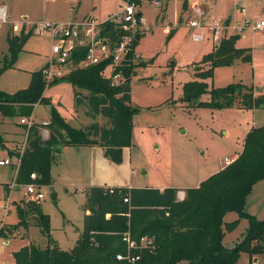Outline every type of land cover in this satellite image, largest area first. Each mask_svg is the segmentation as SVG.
Returning <instances> with one entry per match:
<instances>
[{
	"label": "rangeland",
	"instance_id": "obj_1",
	"mask_svg": "<svg viewBox=\"0 0 264 264\" xmlns=\"http://www.w3.org/2000/svg\"><path fill=\"white\" fill-rule=\"evenodd\" d=\"M124 3V0H0V4L7 5L10 15L9 22L0 28V67L10 58L6 35L11 26L18 34L42 21L94 19L105 22L121 10ZM199 8L205 13L206 25L214 20L225 21L232 26V34H237L233 26L243 25L237 45L251 49L252 53L250 62L237 60L233 65L215 68L214 78L206 79L209 86L243 82L264 94V29H254L256 22L264 20V0H163L160 6L155 1L137 5L142 13V26L138 27L142 38L136 43V52L141 57H136L135 61L144 60L145 64L136 67L132 78L131 103L139 106L133 144L112 151L101 145H68L55 155L50 184L44 183L46 196L40 206L50 215L52 236L62 249H71L81 234L87 214L86 193L91 185L180 187L182 190L199 186L218 172L227 159L242 151L244 139L253 127L264 125L262 106L213 109L197 106L192 97L189 101L183 99L184 84L201 80L195 77L196 70L205 68L199 62L218 45L212 40L209 28L190 26L189 21L197 17ZM25 16L29 18L25 20ZM172 30L174 33L168 39ZM195 33L205 34L206 39L196 40ZM52 46L49 33L32 35L19 54L13 67L16 69L0 75V89L14 92L26 88L31 72L41 69L52 56ZM72 68L70 64L68 70ZM111 69H107L106 75L111 74ZM46 82L45 95L53 97L54 105L72 126L87 127L94 122L109 125L108 119L101 115L95 118L86 115L88 91L79 89L83 102L78 105L74 87L66 78ZM209 99V94L200 95L202 101ZM50 115V107L38 103L33 118L36 123H44ZM11 122L12 130L8 127ZM40 129L43 138H48L44 131L49 135L50 129ZM0 134L5 140V147L0 143V159L9 157L15 161L16 156L11 152L16 151L28 135L20 117H7L0 112ZM15 178V167L0 165V222L3 224L18 223L19 209L26 208L28 202L18 185L15 184L10 193L7 191V186L16 183ZM6 203L9 208L4 222ZM246 210L264 219V185L250 194ZM237 218H240L238 213L231 211L225 221ZM27 221L28 227H20L14 233L7 231L0 264H12L14 253L29 243L47 246L48 239L35 224L34 217H28ZM248 227L249 220L241 217L238 225L226 233L224 245L236 248L245 240ZM251 245H259L261 251H241L239 263L264 264V236L253 240Z\"/></svg>",
	"mask_w": 264,
	"mask_h": 264
},
{
	"label": "trees",
	"instance_id": "obj_2",
	"mask_svg": "<svg viewBox=\"0 0 264 264\" xmlns=\"http://www.w3.org/2000/svg\"><path fill=\"white\" fill-rule=\"evenodd\" d=\"M136 5L145 1L129 0ZM163 1V0H162ZM168 1V0H167ZM138 16L141 18L142 13ZM103 34L119 41L128 34L122 28H115L111 20L103 24ZM140 25H142L140 23ZM139 32V31H138ZM169 34L168 39L173 35ZM32 33H14L10 28L7 41L10 58L0 67V75L12 68L24 50ZM239 34L224 38L213 50L205 54L200 64L205 68L196 70L195 79L183 87V99L194 98L196 105L222 109L238 106L247 109L264 107V94L243 82L226 86H209L206 79L214 78V70L221 66L233 65L237 60L250 62L251 49L237 46ZM133 50L129 52L117 71H122L120 84H112V78L104 75L110 60L88 66H78L86 57L87 49L74 50L72 61L75 65L64 78L74 87L77 104L83 100L80 90L88 91L86 115L95 118L99 115L108 119L109 125L101 126L94 122L90 126L77 128L65 117L46 96L47 82L44 67L31 72V80L26 88L14 93L0 90V112L7 117H31L38 103L50 107L48 125L34 123L32 126L21 123L28 131L27 146L16 180L19 183L30 181V174L37 172L43 183L50 184L51 165L55 155L64 146L101 145L112 151L133 144L135 115L139 106L131 103L132 78L136 67L143 66L144 60L135 61ZM154 60V59H152ZM209 94L207 101H198L200 95ZM190 96V97H189ZM41 127L50 129L49 137L44 139ZM0 143L5 140L0 134ZM17 155L16 151L11 152ZM264 180V125L253 127L244 139L243 149L232 163L200 183L199 186L186 188L183 200L177 197L181 188L166 187L163 190L153 187L128 186H91L86 193L84 226L75 245L62 249L51 233V218L43 212L40 203L27 202L26 208L19 209V222L4 224L0 234L14 233L20 227H28V217H34L35 224L47 237L46 247L27 244L14 253L12 264H240L241 251L259 252V245L252 246L253 240L264 236V219L260 220L246 210L248 196L255 185ZM235 211L239 217L249 220L245 240L230 249L223 243L228 231H232L240 218L225 221L228 212ZM129 232L133 240L140 241L143 236L154 237L153 247L143 248L141 258L130 262L118 255L128 253L124 235ZM135 251V250H134Z\"/></svg>",
	"mask_w": 264,
	"mask_h": 264
},
{
	"label": "built area",
	"instance_id": "obj_3",
	"mask_svg": "<svg viewBox=\"0 0 264 264\" xmlns=\"http://www.w3.org/2000/svg\"><path fill=\"white\" fill-rule=\"evenodd\" d=\"M124 6L112 17L108 18L111 20L115 28H122L128 31V34L121 36L119 41L113 40L110 35L103 34V22H97L94 19H83L80 22H49L42 21L35 24L30 29L24 28L22 30L25 33H32V35H42L43 33H49L53 40L52 46V56L49 58L48 62L44 65V77L46 81H52L58 78H63L66 74L70 72L68 67L72 64V56L74 50L79 47H84L87 49L86 57L80 61L78 66H88L100 63L102 61L110 60L108 66L104 71V75L108 78H112V84H120L123 79L122 71H117V68L123 64L126 56L130 51L133 50V40L138 34V27L142 26V17L138 16L137 5L129 0H124ZM158 6L162 4V0L155 1ZM245 12V10H244ZM204 11L202 9H197V17L190 20V26L192 27H207L211 31L212 40L215 44H219L224 38L230 37L232 34L231 25L225 23V21L214 20L210 25H206L204 22ZM203 16V17H202ZM202 17V18H201ZM10 15L8 12L7 5L0 4V28L2 24L8 23ZM27 20V19H25ZM107 20H105L106 22ZM249 24V22H247ZM142 24V23H141ZM14 33L19 32L15 27H10ZM236 33H240L244 30L243 25L233 26ZM255 30L264 29V20L256 22L254 25ZM21 30V31H22ZM20 31V32H21ZM194 38L196 40L202 41L206 39L205 34L195 33ZM135 58L139 56L134 48ZM140 57V56H139ZM112 68V72L107 74V69ZM20 122L27 124L29 127L35 122L33 118L21 117ZM50 122L46 121L42 124L48 125ZM44 136L48 137V131H44ZM27 137L22 144H19L16 148L17 155L15 161L12 158L0 159V165H12L16 169V174L21 164L23 152L27 146ZM232 159L226 160V165L232 163ZM16 179V178H15ZM18 185L23 191L24 195L28 199V202L40 203L45 198V184L41 182L39 174L37 172H32L30 174V181L26 183H12L10 188L14 185ZM186 196L184 190H179L177 197L183 200ZM6 209H8V203H6ZM4 226L3 223L0 224V229ZM7 233V232H6ZM0 234V252L3 249V239H6L7 234ZM124 241L127 243L128 253L123 255L122 253L118 255L119 259L127 258L130 262L134 263L141 258V250L143 248L153 247L155 239L150 236L141 237L140 241L133 240L130 233L127 232L124 235ZM9 241H6L8 243ZM135 250V251H134Z\"/></svg>",
	"mask_w": 264,
	"mask_h": 264
},
{
	"label": "crops",
	"instance_id": "obj_4",
	"mask_svg": "<svg viewBox=\"0 0 264 264\" xmlns=\"http://www.w3.org/2000/svg\"><path fill=\"white\" fill-rule=\"evenodd\" d=\"M185 3H186V2H185ZM7 8H8V7H7ZM27 17H28V16H27ZM87 17H88V16H87ZM91 17H92V16H91ZM28 18H29V17H28ZM28 18H27V19H28ZM92 18H93V17H92ZM143 26H144V23H143ZM7 36H8V32H7V35H6V39H7ZM141 38H142V34H141ZM7 42H8V41H7ZM237 46H238V45H237ZM8 49H9V48H8ZM137 53L139 54L138 51H137ZM139 56L141 57L140 54H139ZM47 62H48V61H47ZM14 66H15V65H14ZM14 66H13V67H14ZM13 67L10 68V69H8V70H6L5 72H7V71H9V70H11V69H16V68H13ZM43 67H44V66H43ZM30 72H31V71H30ZM32 72H33V71H32ZM30 80H31V75H29V78H27V83H28V85H29V83H30ZM49 88H50V87H49ZM0 90H2V89H0ZM18 90H20V89H18ZM18 90H17V91H18ZM3 91H6V90H3ZM6 92H8V93H14V92H16V91H14V92L6 91ZM45 94H46V91H45ZM50 98H51V100H52V103L55 104V100L53 99V97L50 96ZM31 118H33V115L31 116ZM33 119H34V118H33ZM49 120H50V118H49L47 121H49ZM12 123H13V122H11V123L8 125V127L11 128V130L13 129V128H12ZM37 123H39V122H37ZM11 130H5V131H11ZM11 132H12V131H11ZM7 135H8V134H7ZM16 136H17V137H20L19 135H16ZM16 139L18 140L19 138H16ZM19 140L22 141V139H19ZM19 140H18V141H19ZM239 153H240V152H239ZM239 153H236V154L234 155V157L231 158V159H232V160L236 159V158L238 157V154H239ZM6 158H7V157H6ZM225 166H226V164H224L219 170H221V169L224 168ZM219 170H218V171H219ZM262 185H264V180L261 181V182H259L257 185H255V187L258 188V187H261ZM91 186H92V185H91ZM100 186H102V185H100ZM10 187H11V184H10V186H7V191H8L9 193H10V189H12V188H10ZM128 187H134V186L129 185ZM255 187H254V189H256ZM165 188H166V187H165ZM177 188H180V187H177ZM160 189L163 190L164 188L161 187ZM181 189H182V188H181ZM254 189H253V191H254ZM253 191H252V192H253ZM8 196H9V195H8ZM249 196H250V195H249ZM249 196H248V198H249ZM54 198H56V196H55ZM248 198H247V200H248ZM246 206H247V203H246ZM8 208H9V206H8ZM86 213L88 214L89 211H87ZM7 214H8V209H7V212H6V214L4 215V217H3V219H2V220H4V222H5V218H6V215H7ZM2 220H1V221H2ZM0 223H1V222H0Z\"/></svg>",
	"mask_w": 264,
	"mask_h": 264
},
{
	"label": "water",
	"instance_id": "obj_5",
	"mask_svg": "<svg viewBox=\"0 0 264 264\" xmlns=\"http://www.w3.org/2000/svg\"><path fill=\"white\" fill-rule=\"evenodd\" d=\"M28 17L25 16L24 19H27ZM137 40H140L141 39V33H138L137 36H136ZM198 101H200V99L198 98Z\"/></svg>",
	"mask_w": 264,
	"mask_h": 264
}]
</instances>
